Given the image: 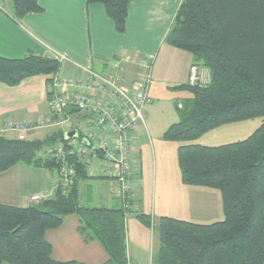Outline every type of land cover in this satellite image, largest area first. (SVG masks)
<instances>
[{"label":"trees","instance_id":"obj_1","mask_svg":"<svg viewBox=\"0 0 264 264\" xmlns=\"http://www.w3.org/2000/svg\"><path fill=\"white\" fill-rule=\"evenodd\" d=\"M131 1L87 0L104 5L119 33L126 32ZM11 3L17 20L43 11L38 0ZM166 43L190 53L193 66L207 68L210 78L175 88L190 92L192 98L184 102L180 121L167 129L163 140L180 144L178 163L185 185L221 193L224 219L196 224L160 217L154 264H264V0H183ZM62 65L35 52L22 59L0 56V83L16 86L29 77L62 74ZM67 111L69 123L77 117L89 124V115L73 107ZM254 119L262 124L245 140L221 146L196 143L216 128ZM76 131L77 137L84 134L80 127ZM65 137L61 130L45 139L0 134V173L19 164L58 173L59 163L43 152ZM71 161L77 175L65 184L58 174L53 197L29 207L0 204V264H85L54 260L46 239L47 232L62 226L71 214L79 218L83 239L99 242L106 251L104 264H130L126 215L131 210L81 205L79 182L88 177V163L79 157ZM136 216L155 229L152 218Z\"/></svg>","mask_w":264,"mask_h":264},{"label":"crops","instance_id":"obj_2","mask_svg":"<svg viewBox=\"0 0 264 264\" xmlns=\"http://www.w3.org/2000/svg\"><path fill=\"white\" fill-rule=\"evenodd\" d=\"M183 0H132L128 8L126 32L119 33L103 4L87 0H38L43 11L26 14L21 20L12 15L11 0H0V56L22 59L31 52L57 58L65 56L61 73L84 76L85 69L108 73L113 61L133 54L156 55L150 100L144 109L145 124L132 142L134 184L132 207L126 215L127 253L130 264H154L152 228L136 216L143 213L154 225L160 217H171L196 224H212L224 219L222 195L218 190L187 186L182 182L178 163L180 144L163 140L167 129L180 121L179 105L192 94L176 87L189 83L193 56L166 43V36ZM204 80L210 72L200 67ZM139 67L128 65L129 82L137 79ZM48 76L29 77L19 85L0 83V134L6 122L37 121L51 116L48 108ZM78 125H86L75 118ZM72 121V122H73ZM47 126L27 133L28 139H42L63 131L73 132L78 125ZM262 124L254 119L216 128L196 143L221 146L247 139ZM86 126H89L86 125ZM57 129V130H55ZM45 132L40 135L39 133ZM84 160V159H83ZM86 161V160H84ZM86 179L79 182L80 204L90 207L121 208L115 196L117 183L99 175L95 162L88 164ZM58 173L42 167L19 164L0 173V204L29 207L35 195L53 197L58 188ZM37 204V203H35ZM79 218L65 217L64 223L46 234L56 261L104 264L108 255L97 241L86 242L78 231Z\"/></svg>","mask_w":264,"mask_h":264},{"label":"built area","instance_id":"obj_3","mask_svg":"<svg viewBox=\"0 0 264 264\" xmlns=\"http://www.w3.org/2000/svg\"><path fill=\"white\" fill-rule=\"evenodd\" d=\"M56 59L61 63L67 60L65 56ZM155 61L156 55L137 57L128 54L113 61L108 73L85 69L81 77H67L60 73L49 75L48 108L51 116L21 123L8 121L4 131L16 132L19 140H26L27 133L32 130L68 124L71 121L69 108H77L81 115H89L88 133L71 139L65 137L64 141L46 148L43 156L59 163V178L65 184L72 182L77 175L72 158L84 159L89 165L96 162L100 176L116 181L115 196L123 202L124 209L129 210L135 190L132 142L140 126L145 124L144 109L151 102ZM128 65L139 67L133 83L129 82L127 75ZM200 80V70L192 66L189 82L195 84ZM179 108H182L181 104ZM43 198L35 195L31 202Z\"/></svg>","mask_w":264,"mask_h":264},{"label":"rangeland","instance_id":"obj_4","mask_svg":"<svg viewBox=\"0 0 264 264\" xmlns=\"http://www.w3.org/2000/svg\"><path fill=\"white\" fill-rule=\"evenodd\" d=\"M200 76H201V78H202L201 81H205V80H204V77H203V74H202L201 71H200ZM205 82H206V81H205ZM258 120H260V119H258ZM73 125H78V123H76V122L73 121L71 125H68V127H73ZM78 127H80V128L83 130L84 133H88L89 130H90V126L80 125V124H79ZM55 130H57V129H55ZM39 134H40V135H43V134H45V132H41V133H39ZM42 139H45V138H42ZM53 171H54V170H53ZM152 231H153V243H154V248H155V250H156V249H158V247H159V230H158V222L156 223L155 229L152 228Z\"/></svg>","mask_w":264,"mask_h":264},{"label":"water","instance_id":"obj_5","mask_svg":"<svg viewBox=\"0 0 264 264\" xmlns=\"http://www.w3.org/2000/svg\"><path fill=\"white\" fill-rule=\"evenodd\" d=\"M66 137H67L68 139H71V138H75V137H77V131L74 130L73 132H69V133H67Z\"/></svg>","mask_w":264,"mask_h":264}]
</instances>
